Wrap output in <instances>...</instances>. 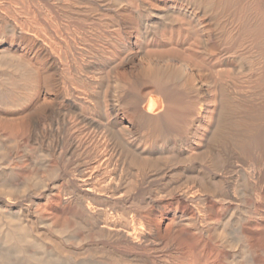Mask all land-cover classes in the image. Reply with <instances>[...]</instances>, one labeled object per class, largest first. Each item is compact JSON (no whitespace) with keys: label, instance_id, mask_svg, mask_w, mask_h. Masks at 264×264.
Masks as SVG:
<instances>
[{"label":"bare ground","instance_id":"1","mask_svg":"<svg viewBox=\"0 0 264 264\" xmlns=\"http://www.w3.org/2000/svg\"><path fill=\"white\" fill-rule=\"evenodd\" d=\"M252 251L264 0H0V264Z\"/></svg>","mask_w":264,"mask_h":264},{"label":"rangeland","instance_id":"2","mask_svg":"<svg viewBox=\"0 0 264 264\" xmlns=\"http://www.w3.org/2000/svg\"><path fill=\"white\" fill-rule=\"evenodd\" d=\"M251 254H252V257H253L254 261L257 264H264V252L252 251Z\"/></svg>","mask_w":264,"mask_h":264}]
</instances>
